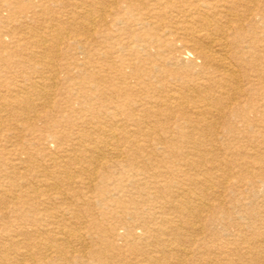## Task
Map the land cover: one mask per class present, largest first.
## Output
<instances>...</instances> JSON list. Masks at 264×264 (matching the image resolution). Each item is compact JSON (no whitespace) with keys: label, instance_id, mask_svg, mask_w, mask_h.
Here are the masks:
<instances>
[{"label":"bare ground","instance_id":"1","mask_svg":"<svg viewBox=\"0 0 264 264\" xmlns=\"http://www.w3.org/2000/svg\"><path fill=\"white\" fill-rule=\"evenodd\" d=\"M20 2L0 1V59L25 50L19 62L39 68L38 80L10 91L0 111H28L37 99L32 92L52 109V55L64 54L62 69L73 82L68 87L89 91L71 100L86 103L94 126L79 125L73 140L80 147L50 158L51 178L42 167L32 182H0V264H83L85 258L105 264L124 248L143 255L138 264H173L171 256L181 264L193 253L243 264L232 258L236 249L225 250L217 239L207 244L206 229L264 199V0H52L40 10L32 0ZM55 3L67 8L66 17L47 22L44 13L56 15ZM72 30L73 45L63 49L64 33ZM62 121L72 119L51 117L45 127ZM106 154L122 171L109 168L114 163L106 167L112 183L103 176L102 192L127 186L136 196L129 199L134 213L112 208L120 221L139 218L122 234L106 217L115 200L96 195L108 204L98 231L83 220L95 214L91 182L108 164ZM17 159L4 163L10 172L28 168L27 160ZM73 167L85 176L77 179ZM252 244L242 246V259L260 264Z\"/></svg>","mask_w":264,"mask_h":264},{"label":"rangeland","instance_id":"2","mask_svg":"<svg viewBox=\"0 0 264 264\" xmlns=\"http://www.w3.org/2000/svg\"><path fill=\"white\" fill-rule=\"evenodd\" d=\"M0 1H4V0H0ZM24 1H26V0H24ZM42 3L44 6L50 5V3L52 5H54L52 0H43L41 2H40V0H32V4L36 5L37 6L36 9H38V10H40V5ZM18 4H19V6L21 5L20 0H18V3H16V5H18ZM67 7H69V6H67ZM64 9H67V8H65V6L62 5V3H55V7L53 8V10H54L56 15H53L51 13L50 14L44 13L45 18L47 17V22H56L55 19H52V18H58L59 19L58 21L65 18L66 16L64 14H62ZM1 10L3 11L4 9H1ZM13 10L16 14V12L19 9L15 8ZM3 14H4V16H6L7 14H9V12L5 10L3 12ZM76 33L77 32L75 30H72V32L70 31L69 33H64L63 44H61L63 49L69 45H73V40L76 37V35H75ZM23 52H25V50H23L22 52H19V51L16 52L15 55H11L6 60L0 59V100L6 101L9 98V95H7V94H9L10 91L12 92L18 86L27 85V83H30L31 80H32V82L38 80L37 72H38L39 68L31 66V64H29V62H27V61L19 62V59H23L22 55H25ZM0 53H1V51H0ZM63 57H64V54L57 56L53 53V55H52L53 63H52V67H51V74L54 77V79H52L51 81L48 80V82H47L49 84V88L53 89L55 91L54 92L55 94H51L54 96L50 97L52 109H50L49 107L46 108V107H42L41 105H39L38 103H40V102H38V101L43 102L42 101L43 99L42 98L38 99V97L36 96L37 93L32 92L30 94V95H33L32 99H34V98H37V99H34V101H32L33 102V105H32L33 108L30 107L31 109H29L28 111L21 112V109H19V108H17V111H11L9 109L8 110H6V109L2 110L3 112L0 111V126L3 125V128L0 127V182H4L6 180L20 181L22 179H25L27 181L32 182V181H34L33 176H36L37 173L41 172L42 167H45V172L50 173L49 177L51 178L53 169L51 168L50 158L51 157H57V156H63L65 149H66L65 151H67V152H72L76 148L80 147V145H77L75 143L76 140H73V138L76 135L75 132L77 131V129L80 131V128L89 130L90 128H92V126H94L93 124L89 123V121H91L90 120L91 117L93 116L91 114H93V113L91 112V110L86 108V106H87L86 103H84V102L81 103L82 101L76 102V100H74V99L71 100V98L73 96L86 94L87 91L83 87L77 88V86H74L73 90H71L69 88V87H72L73 82L71 81V83L69 82L70 83L69 84L68 79L65 78L66 75H65V73L62 69V65H61L64 62H66V60L63 59ZM79 57H80V59H82L83 54H80ZM74 71L76 72V70H74ZM54 80H55V83L53 84ZM2 87H4L5 89ZM1 90H3V91H1ZM88 93H89V91L87 92V94ZM102 97L106 102H107V100H111L110 95H102ZM69 99H70V101H67ZM99 99L102 101L101 98H99ZM119 100H121V99H119ZM22 104L23 103H21V105ZM57 109H60L61 112L60 111L58 112ZM40 110H42V112ZM35 113H37V115H35ZM21 115H23V116H21ZM61 116L71 118L72 122H66L65 123L62 121V123H61L62 126L59 124V126H52V128L45 127L46 125H48L50 123L51 117L59 118ZM95 116L101 117L100 114H96ZM49 117H50V120H49ZM83 117H89L87 119V122L83 121ZM47 120H49V121H47ZM79 125H83V126H80V128H79L78 127ZM22 127H24V128H22ZM15 128L16 129L19 128L18 131H20V132L19 133L18 132L12 133V131L16 130ZM71 130H72V132H71ZM130 131L132 133V131H134V130H130ZM10 132L12 134H10ZM70 132H71V134L69 135L68 133H70ZM50 134L54 135V137L50 136ZM64 134H67L68 136L64 137ZM19 135L22 137L21 139H19L20 138ZM94 135L97 136V134H94ZM74 146H75V148H74ZM73 148H74V150H73ZM69 150H71V151H69ZM17 158L27 160V164L25 163V165H27L28 168L21 169L22 172H20V173L19 172H10L9 168L7 166H5V164L6 163L11 164L12 162H15V160L18 161ZM104 162H105V164H107V163L108 164L104 167V169L103 168L99 169V172L95 175L94 179L91 182V184H92L91 188L93 187L91 190H93V194H94L92 197L93 203L91 204V211L93 210L95 214H93V216H92L93 218L91 216H84L83 220L88 219L86 225L92 226L91 228L93 231H98L96 228L102 227L101 224L104 223V221H101L103 219L102 213H104L107 210V208L105 209V207H107L108 204L103 205L102 203H98V199L96 198V195H98L97 196L98 198H99V196H101V198H106L109 202L115 200L117 205H115V207L113 205H111V212L112 213H111V215L106 214V217L108 220L111 218L110 220L113 223L115 222L116 224H118V225H116V229H117L116 231L119 234H122L123 231L125 230L126 226L128 227L129 225L131 226L133 223L138 222L139 218H138V216L134 215L135 218H133V219L135 221H133L130 224L125 221L128 218H124V220L122 219V221H120L121 218H119V217L121 215L114 214L117 212L115 210L113 211V209L115 208V209L119 210V208H120L121 210H126L125 214L129 210L131 212H133L132 210L134 209V204L129 202V199L135 198L136 196H135V194H133L134 192H131L130 188L127 186H124L120 191L119 190H112V192H109V193L102 192V190L104 189L102 187L103 186V182H102L103 176H107V179H106L108 182L107 185H109V183L110 184L112 183V179L108 177L109 168H114L115 170H118V169L121 170L122 169L120 164L119 165L116 164L117 159H115V157H113L112 154H110V155L106 154V158H105ZM110 163H114L113 166L106 168V167H108V165ZM123 163H126V162L125 161L121 162V164H123ZM72 169H74L76 171H73ZM72 169L70 171H73V173H75L76 178L84 175V174H82V172L80 173V171L78 170L77 167H73ZM105 171H106V174H105ZM77 179H79V178H77ZM93 182H94V184H93ZM124 183L126 184V182H124ZM111 194H112V196H111ZM262 200H264L262 196L259 198H256L255 199L256 205L253 208L247 209V208L243 207L240 210H238V212L234 211V215L239 214V217L237 216V218H235L233 221L224 222L222 224L223 226H218L215 228L208 226L206 231H208V234H209L208 238L211 239V241H210L211 243L210 242H206V243L207 244H213L214 243L213 239H217V240H215V243L220 245L221 247H223L225 250H233V249L237 250V253L232 256L233 259H237L241 263L243 262V264H257V263L252 262L253 257L248 256V257H245L244 259H242V251H241L242 246H246V245H248V243L251 244L253 241L252 245L259 248L258 258H260V260H261L260 264L263 263L264 262V260H263L264 259V242H263L264 241V210L262 208V202H263ZM1 207H2V205H1ZM96 209H97V211H96ZM82 210H83V212H85L84 208H82ZM83 212H82V214H84ZM89 218H91V220ZM91 222H93V224L95 226H93V224H91ZM98 223H99V225H98ZM94 227H96V228L94 229ZM139 231H140V228L135 227L134 233L135 232L139 233ZM94 234L96 235L95 239H97V241H98L99 238L101 237L100 233L98 232V233H94ZM248 234H250V235H248ZM224 235L225 236L227 235V236L225 237ZM252 235L254 236V238ZM108 239L114 240V242H116V243H122V244L126 243L123 240H118V239L115 240V239H113V237L108 238ZM124 239L125 240L129 239V237L128 238L124 237ZM262 239H263V241H262ZM254 240L256 242H254ZM88 241H91L89 239V237H88ZM153 244H156V242H153ZM153 244H147L145 249L151 250L152 248H154ZM135 250L138 253L137 249H133L132 251H130L128 248L120 249V251L115 250V254H113V257H110L108 259L107 263H105V264H138V259L143 258V255L137 254L138 256H135V255L131 254ZM190 256L186 257V259H184L185 262L183 261L181 264H198V263L199 264H207V261L209 260V258L214 259L216 262L219 261V263H217V264H225V262L228 260L225 257H222V256L216 257V256H213L211 254H205L202 258H199L194 253ZM171 257L167 258V259L170 260V262L174 264V262H176L177 260L175 258H173V257L171 258ZM213 257H215V258H213ZM205 258H207V259H205ZM245 260H246V262H245ZM230 261H231V259H230ZM83 262H84L83 264H95V263H91L88 258H85V260Z\"/></svg>","mask_w":264,"mask_h":264}]
</instances>
